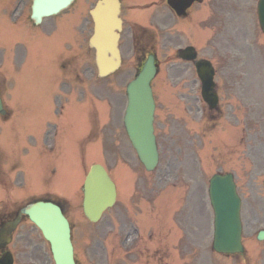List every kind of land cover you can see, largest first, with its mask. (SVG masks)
I'll list each match as a JSON object with an SVG mask.
<instances>
[{"label": "rangeland", "instance_id": "1", "mask_svg": "<svg viewBox=\"0 0 264 264\" xmlns=\"http://www.w3.org/2000/svg\"><path fill=\"white\" fill-rule=\"evenodd\" d=\"M85 1L88 3V0ZM29 2L31 1L0 0V19H3L0 22V36L11 41L16 35H26V38H31L30 44L39 46L41 44L35 37H40L42 31H54L58 24L59 30L46 37L45 45L53 48L64 46L62 39L72 38L66 28L72 21L78 24L80 20L79 4L70 15L62 14L55 22H46L44 25L47 28L51 25L49 29H44L43 26L40 29L36 26H21L20 30L13 24L32 23ZM257 4L258 0H206V14L195 10L192 15L200 21L197 26L193 24L197 33L189 27H176L173 30L182 32L177 38L176 47L193 42L197 36L200 55L210 58L215 64V79L223 116L212 118L210 112L204 110L200 100V82L192 64L177 60L172 51L160 52V68L153 81V89L157 99L156 132L161 158L158 168L152 173L144 170L125 135L121 120L124 89L135 73V55L125 51V61L121 69L106 78L104 82L108 87L104 85L105 90L101 91L102 95L98 99L117 103L113 107V124L116 123L117 128L107 143L109 147L105 148V156L95 154L92 160L89 159L86 168L88 169L91 161L102 160L111 169L110 173L117 183L120 198L117 206L105 213L98 223L89 222L83 213V193L80 191L84 177L83 167L79 162L72 164L68 158L65 161V154L57 161L60 168L58 182L51 184L52 187L64 191L67 196L63 205L71 221L75 255L79 264H264V242L255 237L256 232L264 226V32L259 25ZM202 20L206 23H202ZM86 23L88 26L89 22ZM200 31L202 35L206 33V40L202 39L201 42ZM88 36L89 32L86 37ZM77 43L86 45L85 40L80 43L79 39ZM20 44L23 42L14 43L9 50L10 54H4V61L12 64L15 77L14 80L0 78V86L5 89L2 93L11 107L29 110L28 121L25 122L19 119L18 111L15 113L14 109L10 122L25 126L20 137L33 136L30 140L37 146V132L40 133L46 126L43 122V126L36 129L37 132L34 128L43 119L41 111L45 115L55 112L54 101L50 97L44 100L40 93L39 80L25 77V70L30 63L29 59L23 61L24 48ZM4 47L5 45L0 46V52ZM46 52L51 59L54 53ZM52 65L56 66L53 63ZM76 66L77 64L70 67L72 75L68 76L69 80L75 83L79 73L90 89L94 80H88L89 72L87 76L81 67ZM38 75L40 76L39 71ZM99 80L96 79L97 83H102ZM10 83L15 84L10 88ZM76 86L78 85H74ZM44 103L45 107H41ZM75 111L80 114L82 107L73 109L72 115L75 116L78 126L71 127L68 136L75 134L77 138L86 129V123L85 118H79ZM28 122L34 128H30ZM8 124L9 122L0 121V132ZM19 131L22 132V128ZM16 135L13 132L6 133L10 139ZM2 141L14 155L8 159L5 158L6 153H3L1 167L23 170L25 143L19 140L13 145L12 141L9 143L0 133V143ZM72 152L73 148L69 149L67 157ZM30 159L25 158L26 172L22 174L27 181L19 184L16 180L14 185L12 182L6 188L0 186V205H10L16 209L30 201V196H40L44 192L43 187H48V192L51 193L56 191L49 188V178L41 176V159L33 158L32 154ZM226 171L235 174L239 184L238 191L243 199L242 216L247 247V254L243 256L219 254L212 249L213 210L208 196L209 179L216 172ZM132 180L135 195L128 206L130 210L141 211L138 205L143 206L144 202L151 208L149 210L154 209L156 200L164 201V204L159 207L160 224L154 242L149 239L126 255L123 249V228L135 231L152 225L151 215L139 218L131 214L128 218L124 216ZM186 190L191 192L189 200L183 197ZM180 192L181 196L178 198L171 196ZM176 199L180 204H175ZM200 205L203 207L202 212ZM178 206L179 210L176 211ZM180 206L183 207L182 210ZM145 238L148 239V233ZM145 246L158 248V253L149 263L146 261L148 257L138 252L140 249L144 250ZM9 247L16 256L17 264H54L49 242L29 220L20 225L15 241Z\"/></svg>", "mask_w": 264, "mask_h": 264}, {"label": "water", "instance_id": "2", "mask_svg": "<svg viewBox=\"0 0 264 264\" xmlns=\"http://www.w3.org/2000/svg\"><path fill=\"white\" fill-rule=\"evenodd\" d=\"M72 1L34 0L32 18L40 22L44 16L58 13ZM94 15L99 72L101 75H106L115 71L120 65V53L117 48L118 34L113 30L117 27V12L115 9L99 7ZM258 15L264 31V0H259ZM192 50L187 48L181 54L184 57L193 58L195 54ZM196 65L203 83V95L213 106L217 102L213 80L214 68L208 60H200ZM155 74V61L153 56H150L137 77L128 85V106L125 115L129 139L139 159L148 170H153L159 161L153 126L155 101L151 87ZM2 108L0 98V111ZM84 193V213L93 222L98 221L104 210L114 204L115 184L101 164L91 166L85 180ZM209 195L215 212L214 249L223 253L243 251L241 199L237 194L233 175L231 173L215 174L210 180ZM23 212L42 230L45 238L50 242L56 264H76L70 223L59 205L48 201H37L24 208ZM20 217L21 215L2 228L1 236L6 237L4 246L11 241V237L7 234L17 226ZM258 237L264 239V231H261ZM0 264H13L10 252L0 258Z\"/></svg>", "mask_w": 264, "mask_h": 264}, {"label": "flooded vegetation", "instance_id": "3", "mask_svg": "<svg viewBox=\"0 0 264 264\" xmlns=\"http://www.w3.org/2000/svg\"><path fill=\"white\" fill-rule=\"evenodd\" d=\"M98 0H88L89 5V12L91 9L96 5ZM178 0H172L173 3H176ZM184 1V0H181ZM121 2V18L123 19V27L121 30V37H120V47L122 52L128 51L135 54L137 57L136 59H140L139 62L135 65L137 69L140 68L142 64L143 57L148 53H158V52H166L170 50L176 49L177 38L182 33L181 30L173 32V30L178 27L179 29L186 26V22L191 24L197 23L200 24V21L196 16H193V12L198 10L199 12L203 11L204 15L206 14V0L201 1H194L193 4L187 9L185 15H179L173 5L169 3V0H120ZM85 2H81L79 4L81 11L85 8ZM89 37H88V50H84L83 46L81 48H77L75 50H71L68 52L66 56V65L65 66H74L77 63V68L80 67L78 61L80 60L83 53L88 51L89 58H90V65L84 66L85 69L90 71L94 67L95 62V49L89 44V39L94 33V21L91 15H89ZM202 23H206L203 22ZM203 40H206V33L201 37ZM189 46V45H188ZM187 47V46H185ZM181 48L178 47V51ZM176 50V51H177ZM159 62V61H158ZM194 64V62H192ZM76 68V69H77ZM67 96L72 95L71 89H67ZM56 97H59L56 95ZM66 101L68 102L69 99L67 98ZM67 105L60 104V108L56 111L59 113L61 111L64 113L67 111ZM207 109V105H206ZM217 114H222L220 108L216 111ZM60 115V116H61ZM47 115H44L46 118ZM86 124L88 128L87 138L89 141L94 138V129H95V116L87 115ZM47 126V125H45ZM110 127V126H109ZM53 128L55 130L52 138V149L53 147L58 144V140L60 138L59 135V126L58 124H54ZM117 125L114 123L110 130H106L107 139L110 141L112 139L111 132L114 133L116 130ZM49 133L47 131L44 132V140H47ZM80 144V141H77ZM85 145L81 144V148H84ZM80 149V145L78 146ZM87 149V148H86ZM43 151L46 152L47 149L43 146ZM49 154H52V150L48 151ZM54 154V149H53ZM1 158V157H0ZM13 213L12 210H7L4 212L0 220L8 219ZM154 221L157 219V215L155 214ZM150 238H153V233H150ZM127 240V238H126ZM128 253V252H126ZM139 253L148 257L146 260L149 263L151 258L155 257V254L158 253V249L155 251L152 250L149 252L148 249L139 250Z\"/></svg>", "mask_w": 264, "mask_h": 264}]
</instances>
